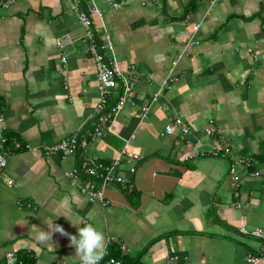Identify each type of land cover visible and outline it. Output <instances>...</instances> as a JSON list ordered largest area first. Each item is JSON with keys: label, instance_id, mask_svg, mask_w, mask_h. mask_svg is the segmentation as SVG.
Returning a JSON list of instances; mask_svg holds the SVG:
<instances>
[{"label": "crops", "instance_id": "crops-1", "mask_svg": "<svg viewBox=\"0 0 264 264\" xmlns=\"http://www.w3.org/2000/svg\"><path fill=\"white\" fill-rule=\"evenodd\" d=\"M92 1L134 88L113 131L89 149L106 163L126 149L118 170L128 182L106 185L104 203L93 200L81 193V178L67 175L77 158L46 153L74 132L92 139L100 98L71 0H0V130L10 152L0 174V264L8 252L20 264L79 262L68 236L36 238L52 222L71 235L95 226L104 258L123 264H264V254L248 260L264 251V240L240 229L264 227V0L81 5ZM67 35L77 41L60 49ZM143 106L148 113L139 119ZM175 117L189 133L166 131ZM227 144L229 155L211 153ZM135 153L142 159L133 161ZM238 158L249 165H239L234 183L229 170Z\"/></svg>", "mask_w": 264, "mask_h": 264}, {"label": "built area", "instance_id": "built-area-1", "mask_svg": "<svg viewBox=\"0 0 264 264\" xmlns=\"http://www.w3.org/2000/svg\"><path fill=\"white\" fill-rule=\"evenodd\" d=\"M72 8L78 11L79 22L84 27V33L80 39L88 41L90 52L94 56V66L97 72L98 89L100 98L95 108L94 131L92 139L83 135L81 132H74L60 141L50 145L46 148V153L49 155L60 154L63 158L76 157L78 165L67 172V175L74 183L81 178L78 183L81 193L89 196L93 200L105 202L104 187L108 184L124 185L128 182L124 176L119 174V166L123 163L125 156L129 153L126 149L116 156L111 162L106 163L97 153H93L89 148L93 139L101 138L106 131H113L116 118L124 109L127 98L134 88L133 82L124 75V72L118 65V58L113 42L111 32L105 25H97L95 16L103 15L99 5L92 3L88 7H82V0H71ZM199 28L197 24L195 30ZM77 41L71 35H67L57 40V46L60 49L70 48ZM63 61L67 60L66 56L62 57ZM177 61L173 63L176 64ZM118 91V92H117ZM115 95V96H114ZM115 97L113 103H110V98ZM148 113V106L141 107L137 116L139 119L145 118ZM0 121L5 122V117L0 115ZM179 126L184 134L190 132V128L180 117H175L172 124L167 125L166 131L171 133ZM209 134L213 133L210 126L206 127ZM7 138L4 136L3 131L0 130V174L5 170L8 165L9 150L5 148ZM17 146H20L18 144ZM231 152L230 145L215 146L211 153L215 156H227ZM202 153L201 155H203ZM133 161H139L142 156L139 153L132 154ZM242 159L231 166L229 170V177L234 183H237L242 177L239 173V165L246 166ZM84 166L80 168V166ZM131 174L137 171V165L130 166ZM256 174H258L256 172ZM82 176L85 177L82 178ZM5 180L12 185L13 179L5 178ZM239 195V192H236ZM241 231L254 238L264 240V227L247 228L246 226L240 227ZM264 251L259 255L249 254L248 260L251 263H257L261 260ZM173 260V259H172ZM171 260V261H172ZM18 257L14 252H8L7 264H20ZM80 264V261L75 263ZM100 264H123L122 260L115 257H110L100 261Z\"/></svg>", "mask_w": 264, "mask_h": 264}, {"label": "clouds", "instance_id": "clouds-1", "mask_svg": "<svg viewBox=\"0 0 264 264\" xmlns=\"http://www.w3.org/2000/svg\"><path fill=\"white\" fill-rule=\"evenodd\" d=\"M69 218L67 215H64ZM74 225H77L69 218ZM50 231H43L37 235L39 241H50L53 233L59 232L64 236H68L70 246L75 248V256L79 257L80 264H100L103 256L106 254L105 239L101 231L95 226L88 224L78 228V235H71L65 229L53 222L47 224Z\"/></svg>", "mask_w": 264, "mask_h": 264}, {"label": "rangeland", "instance_id": "rangeland-1", "mask_svg": "<svg viewBox=\"0 0 264 264\" xmlns=\"http://www.w3.org/2000/svg\"><path fill=\"white\" fill-rule=\"evenodd\" d=\"M113 37V36H112ZM117 54V53H116ZM222 157V156H221Z\"/></svg>", "mask_w": 264, "mask_h": 264}]
</instances>
